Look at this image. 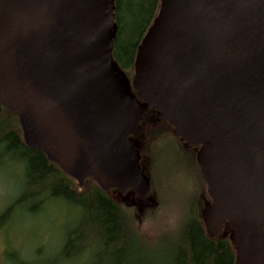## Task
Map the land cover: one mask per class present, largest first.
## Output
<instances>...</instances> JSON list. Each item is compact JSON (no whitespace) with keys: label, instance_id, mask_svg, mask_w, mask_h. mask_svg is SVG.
Here are the masks:
<instances>
[{"label":"water","instance_id":"95a60500","mask_svg":"<svg viewBox=\"0 0 264 264\" xmlns=\"http://www.w3.org/2000/svg\"><path fill=\"white\" fill-rule=\"evenodd\" d=\"M113 10L0 0V105L79 185L93 177L143 204L150 181L130 135L157 110L198 147L207 233H230L235 264H264V0H160L131 81L112 56Z\"/></svg>","mask_w":264,"mask_h":264},{"label":"trees","instance_id":"16d2710c","mask_svg":"<svg viewBox=\"0 0 264 264\" xmlns=\"http://www.w3.org/2000/svg\"><path fill=\"white\" fill-rule=\"evenodd\" d=\"M159 5L160 0H114L117 32L112 56L130 81L137 47L157 15ZM148 110L167 127L166 136L186 146L183 147L186 151H194L195 147L181 141L173 127L152 108L142 114L139 136L143 135L144 126L149 125ZM0 157L19 163L23 176L22 193L0 213V228L7 223L14 207L25 201H34L31 213L52 199L63 200L79 209L73 225L65 231L59 253L46 264H235L236 252L230 233L222 230L216 236L209 235L202 220V209L194 205H190L175 232L162 233L152 242L146 239L135 226L131 211L114 201L109 196L110 190L104 191L93 177H87L79 185L44 153L26 145L18 117L1 105ZM144 172L151 186L149 198L153 195L151 179L154 183L155 180L145 169ZM34 261L33 264H38ZM16 264L31 262L22 259Z\"/></svg>","mask_w":264,"mask_h":264},{"label":"rangeland","instance_id":"374dc122","mask_svg":"<svg viewBox=\"0 0 264 264\" xmlns=\"http://www.w3.org/2000/svg\"><path fill=\"white\" fill-rule=\"evenodd\" d=\"M148 114L151 119H145L149 125L144 126L143 135L138 138L143 167L155 180L154 183L151 179L153 197L148 198L152 201L143 204L133 193L123 197L110 192L109 196L131 211L135 226L152 242L162 233L175 232L190 205L203 209L209 197L195 161L197 151H186L170 135L167 137V127L151 110ZM22 187L19 163L0 157V213L18 198ZM34 205V201H25L14 207L0 228V264H16L22 259L46 264L59 253L65 231L79 213L78 208L59 199L48 200L31 213ZM82 259L83 256L75 262Z\"/></svg>","mask_w":264,"mask_h":264},{"label":"flooded vegetation","instance_id":"af4514ba","mask_svg":"<svg viewBox=\"0 0 264 264\" xmlns=\"http://www.w3.org/2000/svg\"><path fill=\"white\" fill-rule=\"evenodd\" d=\"M135 93V92H134ZM141 122V121H140ZM139 133L137 134H133V135H130V138H132L136 144V147H137V151H138V147H141V144L139 143ZM181 147H186L184 145H181ZM198 148H194V150L197 151ZM139 153V152H138ZM139 156H140V160H139V163H140V166L142 168V170L144 171V167H143V164H142V156L140 155L139 153ZM145 173V172H144ZM110 192H118L121 196H125L126 194H129V193H133L135 194L132 190L128 189L126 190L124 193H121L120 191L116 190V189H110ZM138 198L139 196L137 194H135ZM140 199V198H139ZM141 200V199H140ZM142 201V200H141ZM143 203V202H142Z\"/></svg>","mask_w":264,"mask_h":264}]
</instances>
